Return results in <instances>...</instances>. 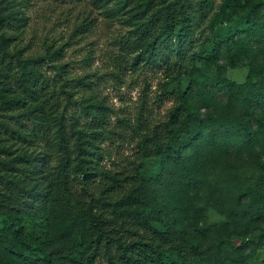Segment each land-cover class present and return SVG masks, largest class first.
<instances>
[{
    "label": "rangeland",
    "instance_id": "obj_1",
    "mask_svg": "<svg viewBox=\"0 0 264 264\" xmlns=\"http://www.w3.org/2000/svg\"><path fill=\"white\" fill-rule=\"evenodd\" d=\"M175 1L1 0L12 25L0 34L24 58L53 60L49 76L54 64L59 67L72 94L66 116L78 118L84 146L107 169H121L134 156L140 120L167 118L178 78L183 89L193 82L204 132L178 162L165 166L155 181L157 196L177 226L198 240L208 264H264V39L245 46L226 40L219 33L224 24L215 19L225 0H212L180 70L151 65L142 53V30ZM200 1L191 0L193 11ZM255 1L240 0L242 6ZM214 47V55L201 57ZM220 72L237 85L220 90ZM52 152L46 142L31 149L37 158L48 154L53 174L59 157ZM72 204L74 194L60 192L48 210L54 226L63 224V210ZM22 249L0 240V264H27Z\"/></svg>",
    "mask_w": 264,
    "mask_h": 264
},
{
    "label": "trees",
    "instance_id": "obj_2",
    "mask_svg": "<svg viewBox=\"0 0 264 264\" xmlns=\"http://www.w3.org/2000/svg\"><path fill=\"white\" fill-rule=\"evenodd\" d=\"M211 4L212 0H201L193 11L191 0H176L157 11L140 38L148 63L178 72ZM11 18L0 0V30L12 25ZM215 19L224 24L219 33L228 41L245 46L264 39V0L245 6L240 0H225ZM10 39L0 34V240L4 246L13 251L23 248L27 264H208L198 240L180 229L163 207L155 185L165 166L178 162L204 132V118L192 100L195 84L183 89L178 78L180 86L169 91L174 105L167 118L155 124L140 120L143 133L134 156L121 169H107L95 164L94 150L84 146L78 118L66 116L72 94L59 67L54 64L56 73L49 76L53 60L24 58L22 52L9 50ZM216 52L214 47L200 55L208 58ZM216 84L220 90L237 85L223 72ZM42 142L59 157L53 174L48 154L38 158L31 154ZM60 192L74 194L75 204L63 210L64 222L56 227L48 210Z\"/></svg>",
    "mask_w": 264,
    "mask_h": 264
}]
</instances>
